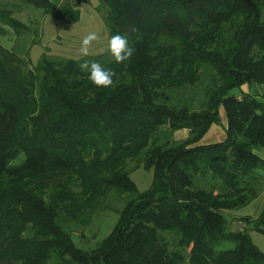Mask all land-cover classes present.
Returning a JSON list of instances; mask_svg holds the SVG:
<instances>
[{
    "label": "trees",
    "instance_id": "1",
    "mask_svg": "<svg viewBox=\"0 0 264 264\" xmlns=\"http://www.w3.org/2000/svg\"><path fill=\"white\" fill-rule=\"evenodd\" d=\"M23 1L66 24L90 2ZM98 1L110 37L135 47L123 64L83 58L116 73L108 88L81 58L34 62L40 31L0 1V37L17 35L0 41V264H264V206L232 214L264 192V0ZM222 106L227 137L199 144ZM141 166L154 172L144 190ZM114 190L116 225L80 247Z\"/></svg>",
    "mask_w": 264,
    "mask_h": 264
},
{
    "label": "rangeland",
    "instance_id": "2",
    "mask_svg": "<svg viewBox=\"0 0 264 264\" xmlns=\"http://www.w3.org/2000/svg\"><path fill=\"white\" fill-rule=\"evenodd\" d=\"M3 1V0H0ZM6 2H15L14 15L21 20L29 23L31 26L38 28L41 34V42L32 47L31 57L34 62L38 60L40 55L48 51L54 55H61L67 57L81 58L79 55V47L82 38L87 35L88 30L90 32H97L101 35V40L94 44L91 49V54H99L103 52L107 47V42L110 39V34L105 24L102 14L98 10L99 1H90L84 3L81 9L85 12L86 18H83L82 22L78 25L66 24L65 22L55 18L52 15L43 14L42 9L36 8L31 4L24 2L23 0H5ZM23 2V3H22ZM264 14V10H263ZM264 20V16H263ZM8 34L0 37V41L7 47H14L16 44L17 35L8 26ZM264 91V89H262ZM226 122L228 117L224 114ZM218 123L222 125L223 122ZM224 128V127H223ZM188 133L178 134L177 136L183 138ZM264 150V149H256ZM133 163H131L132 165ZM132 178L137 183L140 190L147 189L153 181L154 172L152 169L141 166L136 168L131 173ZM126 195H124L125 197ZM264 192L259 196L264 201ZM256 200V204L260 203L259 207H262L261 200ZM108 202L111 205L109 210L103 211L97 219L94 221L92 229L85 233L81 237L75 236V240L80 247L91 249L94 248L98 242L104 239L114 228L119 218V209H122L125 204V198L117 197L115 190L108 196ZM264 205V204H263ZM257 214V213H256ZM252 236L257 245L264 251V234L254 231ZM87 241V242H86ZM233 243L226 241L220 247L229 248Z\"/></svg>",
    "mask_w": 264,
    "mask_h": 264
},
{
    "label": "clouds",
    "instance_id": "3",
    "mask_svg": "<svg viewBox=\"0 0 264 264\" xmlns=\"http://www.w3.org/2000/svg\"><path fill=\"white\" fill-rule=\"evenodd\" d=\"M101 35L95 31L89 32L85 35L79 47V55L83 60L80 63L81 71L88 72V79L97 87L108 88L115 84L114 77L116 73L110 69L105 68L98 61H88L83 59L91 54V49L94 44L101 40ZM114 58L117 64H123L129 61L135 53V47L129 42L128 35L116 34L110 37L105 49Z\"/></svg>",
    "mask_w": 264,
    "mask_h": 264
},
{
    "label": "crops",
    "instance_id": "4",
    "mask_svg": "<svg viewBox=\"0 0 264 264\" xmlns=\"http://www.w3.org/2000/svg\"><path fill=\"white\" fill-rule=\"evenodd\" d=\"M92 2H94L95 0H90ZM98 1V0H97ZM82 14H81V19L79 22L74 23L72 25H78L82 22L83 18H86L87 16L85 15V12L81 9ZM92 29L88 30L87 32H90ZM235 93H239L238 89L234 90ZM226 113L225 108L222 106L220 108V116L222 118V122H223V127L222 125L218 124V123H213L210 127V129L206 132V134L202 137V139L199 141V144H210V143H216V142H221L223 140H225V138L227 137V132H226V128L228 127V121L226 122V119L224 118V114ZM227 115V113H226ZM256 153L261 156L262 158H264V150H256ZM150 187V186H149ZM264 197V196H263ZM258 199V198H257ZM255 199L253 202H251L249 205L238 209V210H233L232 214L236 215V216H256L259 214V212L261 211V209L263 208V204L264 201L262 200V198L259 199L262 201L260 206V203L258 205L256 204V200ZM257 213V214H256ZM254 232V231H253Z\"/></svg>",
    "mask_w": 264,
    "mask_h": 264
},
{
    "label": "water",
    "instance_id": "5",
    "mask_svg": "<svg viewBox=\"0 0 264 264\" xmlns=\"http://www.w3.org/2000/svg\"><path fill=\"white\" fill-rule=\"evenodd\" d=\"M240 227H241V223H239V222H235V223L232 224V230H236V229H238Z\"/></svg>",
    "mask_w": 264,
    "mask_h": 264
}]
</instances>
